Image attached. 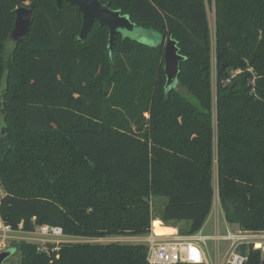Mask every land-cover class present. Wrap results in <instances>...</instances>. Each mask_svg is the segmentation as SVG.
I'll use <instances>...</instances> for the list:
<instances>
[{"label": "trees", "instance_id": "obj_1", "mask_svg": "<svg viewBox=\"0 0 264 264\" xmlns=\"http://www.w3.org/2000/svg\"><path fill=\"white\" fill-rule=\"evenodd\" d=\"M102 1L177 41L180 86L166 92L164 43L119 33L110 51L109 28L97 21L79 39L82 13L69 2L0 0V133L11 143L0 152L1 221L93 239L147 235L158 216L190 221L181 234H197L214 203L216 137L226 221L263 230L264 0ZM20 6L33 9V23L11 44ZM154 229L170 230L159 221ZM15 248L17 264H151L146 243L23 240ZM244 264H264L253 244Z\"/></svg>", "mask_w": 264, "mask_h": 264}, {"label": "water", "instance_id": "obj_2", "mask_svg": "<svg viewBox=\"0 0 264 264\" xmlns=\"http://www.w3.org/2000/svg\"><path fill=\"white\" fill-rule=\"evenodd\" d=\"M59 8L63 2H69L78 7L82 13V28L79 39L85 40L95 21L101 26L109 28V50L115 46L117 36L122 33L124 37L129 36L133 39L141 40L144 35L152 39L154 45L164 43V70L166 74V92L171 88L180 86L178 75L180 63L185 56L180 53L178 43L172 36L167 38L161 37L152 29H145L136 26L130 18L122 14L120 10L113 9L111 3H104L102 0H56ZM15 25L9 35L11 44L20 43L30 32L33 23V9L28 6H20L15 9ZM11 150V143L5 136H0V152L7 154ZM231 206L232 204L229 203ZM13 253V250H4L0 252V264Z\"/></svg>", "mask_w": 264, "mask_h": 264}, {"label": "built area", "instance_id": "obj_3", "mask_svg": "<svg viewBox=\"0 0 264 264\" xmlns=\"http://www.w3.org/2000/svg\"><path fill=\"white\" fill-rule=\"evenodd\" d=\"M239 72V71H236ZM2 225H0V229ZM12 229L4 225V229ZM37 231L43 235L50 236L51 242H59V237L65 236L61 227H53L46 224L39 225ZM208 237L196 238L187 237H167L159 238L155 234L149 242L148 259L151 264H176V263H194L209 264L203 247L198 243L199 240L206 241ZM210 238L214 239L216 247L219 249L222 241L228 242V249L224 255V264H244L248 260L249 246L260 250L264 259V229L260 231H246L239 229L237 231L228 230L222 234L216 231ZM244 244V249H240ZM42 249H45L42 248Z\"/></svg>", "mask_w": 264, "mask_h": 264}, {"label": "rangeland", "instance_id": "obj_4", "mask_svg": "<svg viewBox=\"0 0 264 264\" xmlns=\"http://www.w3.org/2000/svg\"><path fill=\"white\" fill-rule=\"evenodd\" d=\"M208 8V16H209V23H210V31H211V40H212V46H213V52H212V79H213V89H214V98H213V118H214V127L216 129V75H215V12H214V5L210 4V2H208L207 5ZM141 40L150 44H153L152 39L146 37V36H142ZM239 72L241 70H238ZM1 103H2V88L0 89V129L2 127V125L4 124V118H3V114L1 111ZM0 136H4L3 134L0 133ZM214 153H215V157L217 155V147H216V137H215V147H214ZM216 172V173H215ZM213 187L215 190V195H214V203H213V207L214 209L212 210V214L211 217H208L209 219H207V221L205 222V224L203 225V233H214V212L215 209L218 208L217 206L219 205L222 209H223V204L220 200L219 197V192H218V185H217V171H215V166H214V175H213ZM3 190L1 188L0 185V194H3ZM158 199H163L166 200V198L162 197V198H158ZM156 206V204H155ZM160 204H157V207H159ZM0 225H2V228L0 229V252L4 251V250H13V253L4 260L3 264H17L20 260L19 257V253L16 250V245L20 242V241H30V242H39V243H46V242H51L49 239L50 236L47 235H43L41 233H39L37 231V226H35V228L32 231H25L22 229V225H20V228L17 230H7L6 228L4 229V223L2 221H0ZM240 227H238V225L236 224H229L228 222L224 221L223 217L220 218V222H219V227H217V231H220L222 234L227 233L228 230L230 231H237L239 230ZM110 237H107L105 239H108ZM59 242L60 241H66L67 239H72L74 241L77 242H84V241H92V242H101V243H109V242H104L100 239V241H97V239H87L84 237H67L65 236H61L59 237ZM66 239V240H65ZM103 239V240H105ZM68 241V240H67ZM113 242V241H111ZM115 242H119L115 241ZM52 243V242H51ZM207 243V248L209 250V253L212 257L215 256L216 253V243L214 241V239L209 238L206 241ZM132 244V243H129ZM136 244V243H135ZM228 245L227 241H222L221 242V251L222 254L224 252V250L226 249ZM244 244L241 246L240 249H244ZM209 264H218V263H212L209 262ZM219 264H223V262L219 263Z\"/></svg>", "mask_w": 264, "mask_h": 264}, {"label": "crops", "instance_id": "obj_5", "mask_svg": "<svg viewBox=\"0 0 264 264\" xmlns=\"http://www.w3.org/2000/svg\"><path fill=\"white\" fill-rule=\"evenodd\" d=\"M214 166H215V171H217V155L215 157V161H214ZM216 173V172H215ZM164 203V200L163 199H155V204H156V208H157V204H160L162 205ZM218 208L215 209V212H214V233L217 231V227H219V222H220V218L223 217L224 221H226V218H225V212H224V208L222 209L219 205L217 206ZM214 209V207H212V210ZM210 212L209 216L208 217H211V214H212V211ZM207 217V219H209ZM206 219V221H207ZM1 221V219H0ZM155 221H159L160 222V226H163L165 228H169L170 230L169 231H161V232H157L155 229H154V222ZM205 221V222H206ZM227 222V221H226ZM190 225V221H187V220H181V221H177L176 223H171L169 225H166L160 217H156L154 219V221L152 222V228H151V232L147 235H140V236H137V235H120V236H107V237H110L108 239H105L107 237H101V238H93V239H97V241H100V239L104 242H111V241H118L119 242H123V243H132V244H138V243H146V244H149L150 242V239L155 235L157 234L159 238H167V237H187V236H193V235H187V234H181L180 230H184V229H187ZM203 227L202 229L197 233L195 234L196 238H201L203 236H207L209 239L212 235H214V233H203ZM67 236V235H66ZM67 237H74V236H67ZM105 239V240H103ZM206 239V241H207ZM66 240V239H65ZM68 241H74L72 239H67ZM66 240V241H67ZM206 241H202V240H199L198 243L203 247L205 253H206V257H207V260L208 262H212V263H221L223 262V258H224V255L228 249V245L226 247V249L224 250L223 254H222V251H221V245H220V248L218 249L217 247H215L216 249V253H215V256L212 257L209 253V250L207 248V243ZM76 242V241H75ZM224 264V262H223Z\"/></svg>", "mask_w": 264, "mask_h": 264}]
</instances>
